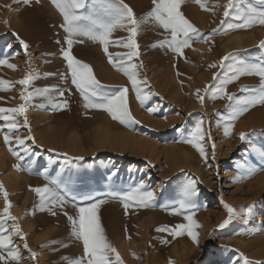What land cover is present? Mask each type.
<instances>
[{
	"label": "rangeland",
	"instance_id": "374dc122",
	"mask_svg": "<svg viewBox=\"0 0 264 264\" xmlns=\"http://www.w3.org/2000/svg\"><path fill=\"white\" fill-rule=\"evenodd\" d=\"M202 2L212 11L202 10L194 0H185L181 5L185 17L207 37L205 41L193 36L191 46L184 48L182 55L167 47H150L167 34L151 22L141 24L136 37L140 55L133 57L131 63L138 66L137 79L146 81L140 86L142 95L148 96L143 103L137 99L128 78L108 62L100 44L87 39L84 43H74L72 54L92 67L105 91L128 88V106L138 123L121 124L103 110L83 108L61 55V47L67 48L66 33L60 27L62 17L50 0H30L28 4L22 0H0V59L16 65V70L0 65V79L12 82L10 90H0V107L26 106L23 115L14 114L18 126L10 133L9 145L4 143L8 129L0 131V184L8 193L11 215L17 218L0 221V226L11 231L19 224L23 238L12 237V247L20 251L19 264H68L62 257L83 255L82 242L71 237L64 212L76 217L79 207L93 202L81 199L85 195L106 201L97 214L124 264H237L239 253L253 264L264 262V157L261 155L264 105L251 107L231 121L233 109L227 107L230 102L226 98H211L231 74L230 65L237 61L264 63V49L259 47L264 41V25L256 24L248 29L229 27L242 21L235 16L224 18L227 0ZM124 3L132 8L138 20L152 8L151 0H124ZM221 20L225 23L221 24ZM214 28L217 31L212 33ZM128 35L127 31L116 30L111 40L126 39ZM237 35L243 37L242 48L233 42ZM19 40L29 45L27 50ZM108 51L115 54L129 50L110 44ZM230 53L232 58L221 67L219 61ZM213 63L217 66L209 67ZM25 75L35 78L27 86L15 83ZM243 85L258 87L260 78L242 76L226 88L243 99L252 94L241 92ZM206 86H209L207 91ZM36 89L47 92L30 100L20 99L21 92L27 95ZM198 89L204 97L202 104L197 98ZM64 100L68 101V107L58 109L55 105ZM149 109L156 110L149 112ZM25 116L31 131L24 126ZM201 120L202 129L210 133V138L205 135L201 141L207 161L183 142L191 138ZM230 122L234 127L225 135L224 124ZM3 124L0 120V125ZM241 132L246 133L244 140L240 139ZM29 135L35 138V143L27 139L24 145L16 143V137ZM9 147L23 159L18 160ZM25 148L29 149L28 153ZM80 156L84 159H73ZM14 165H19V169ZM51 180L59 181V187L50 183ZM193 180L197 187L194 198L197 207L175 214L184 188ZM141 182L154 193L152 207L130 204L126 213L120 198L107 195L110 191L127 192ZM45 184L65 196L63 208L54 207L55 215L41 211L37 206L39 197L30 190V186ZM225 204L236 212L230 223L220 228L228 219ZM4 206L0 193V214ZM185 215H192L200 225L193 229L198 233V243L192 241L186 230L175 237L169 231H156L161 226L173 229L178 224H187ZM28 249L37 254L35 259ZM9 264L17 262L9 261Z\"/></svg>",
	"mask_w": 264,
	"mask_h": 264
},
{
	"label": "snow or ice",
	"instance_id": "6c2138e0",
	"mask_svg": "<svg viewBox=\"0 0 264 264\" xmlns=\"http://www.w3.org/2000/svg\"><path fill=\"white\" fill-rule=\"evenodd\" d=\"M14 2H20V0H14ZM23 3L28 4L30 0H22ZM39 2V0H37ZM51 4L56 8L62 17V23L60 27L66 33L65 43L67 48L61 47L62 58L66 61L68 72L71 75V83L75 86L79 92L80 97L83 101V108L89 109L94 108L103 110L108 115L121 124H128L134 121L130 112L128 101H127V87H118L115 92L105 91V86L96 79L92 67L77 59L72 54V47L74 43H84L85 39L92 43H98L103 47V51L108 58V62L112 67L125 75L131 83L132 89L136 93V97L141 103L148 98L147 95H142L141 85L145 84L146 81H140L137 79L138 66L135 63H131L132 58H138L140 55L139 44L137 43L136 37L140 32V26L142 23L151 22L154 26H158L164 30L167 34L161 41H157L150 45V47H167L171 51L177 54H183V49L190 47V42L193 36L197 38L207 40L206 36L197 29L183 14L180 10L181 5L185 0H151L152 8L148 11L141 20H138L133 12L132 8L124 3V0H50ZM195 3L199 4L201 9L204 11H212L208 8L202 0H194ZM10 7V6H7ZM215 7H219L216 5ZM213 14H215L213 12ZM224 18L229 16H235L236 19L241 20L242 23L236 25H229V27L236 29H248L256 24L264 25V0H227L224 5ZM7 24V21H5ZM221 24L225 23V20H221ZM116 30H124L129 33L125 39L123 37L112 41L111 37ZM217 31L216 28L212 29V33ZM79 38V39H78ZM17 39L18 35H17ZM19 43L28 49L29 45L19 40ZM60 43V41H56ZM110 44L115 46L128 49L126 53H109L108 49ZM11 47V45H8ZM260 48L264 49V41L259 45ZM28 55L27 51L25 52ZM232 58L230 53L224 56L219 61L221 67L224 66V62ZM127 61V62H125ZM0 65H6L8 68L16 70V65L8 62L7 59H0ZM142 67V64L140 65ZM216 63L209 65V67H216ZM231 74L223 80L222 85L216 88V91L211 94L213 100L227 99L230 103L227 107L233 109L231 121H235L251 107L258 104L264 105V63H243L235 62L229 66ZM242 76H258L260 78V85L258 87L243 85L241 86V92H250L251 95L245 96L243 99H238L234 93H229L226 86L230 83H234ZM35 76L25 75L23 79L16 81L21 85H29ZM62 78H66L63 76ZM217 77L214 74L213 79ZM12 82L0 79V90H10L9 85ZM209 86H206V91ZM199 89L197 90V98L203 103L204 97L199 95ZM47 92V89L41 90L36 89L35 92H29L25 95L24 92L20 93L21 100H30L34 95ZM64 92H60V96L63 97ZM234 102L235 107L233 105ZM49 103H53L49 100ZM58 109H64L68 107V101L64 100L59 104L55 105ZM156 109H149V112H154ZM26 112V106L24 104L13 108H2L0 107V120L4 121L3 125H0V131L3 128H7L8 132L4 133V143L10 144L12 139L10 133H13L17 129L18 122L16 115H23ZM203 121L201 120L195 126L191 134V138L184 140V143L190 144L200 156L207 161L206 150L202 146L201 141L205 139V135L210 138V133H205L202 129ZM24 126L30 129L29 121L27 117L24 118ZM234 127L233 123L224 124V134L229 135L231 128ZM246 133H240V139L244 140ZM25 139L31 140L35 143V138L29 135L27 138L16 137V143L18 145H24ZM215 145H213L214 151ZM9 151L12 152L16 158L23 159L18 152L14 151L9 147ZM25 153L29 152L28 148L24 149ZM51 151V149H49ZM36 155V154H34ZM264 157V153H261ZM67 156V154H65ZM75 160H83L82 156L74 157ZM53 161H50L52 163ZM70 162V161H69ZM15 168L19 169V165H14ZM45 177L47 178L46 172ZM239 179V178H237ZM50 183L59 187V181L51 180ZM30 190L39 197V204L37 205L41 211L47 210L50 214L55 215L56 212L53 210L54 207L59 206L63 208L65 204V196L59 194L53 188H50L47 184L42 187H31ZM0 193L4 197V208L2 214H0V221L12 220L16 221L17 218L11 215L10 209L12 207L11 202L8 200V193L4 189L3 184H0ZM108 196L120 198L127 213L130 204H135L137 207L148 208L154 206V193L147 189V186L141 182L135 188L127 192H115L110 191L107 193ZM197 195L196 181H190L183 191V198L178 202L179 207L174 209L175 214H182V212L195 209L194 198ZM83 200L93 201L86 207H79L77 216L73 217L64 212L70 223V235L73 239L81 241L83 245V255L76 258L62 257L63 260L67 261L68 264H124L117 252L116 248L112 245L105 230L102 227L100 217L98 216V210L102 204L106 201L99 199L95 196L85 195L81 197ZM167 207V206H165ZM225 209L228 212V219H225L220 225V228H224L228 225L235 214L236 210L225 204ZM251 216V212H249ZM187 224H178L173 229H169L167 226H161L156 231H169L174 237L182 235L186 230L187 235L192 239L194 243H198V233L193 231L194 228L200 227V225L192 218V215H185ZM13 235L21 236L23 233L19 224H15L14 228L9 231L6 227L0 226V262L3 264H9V261H15L19 264L21 259L19 248L12 247ZM167 243V241H163ZM54 243V242H53ZM42 247L44 245H41ZM67 246V245H65ZM24 247L27 249L28 244L25 241ZM31 258L35 259L36 253L31 252ZM238 251V250H237ZM6 253V255H5ZM114 256V260L112 257ZM239 261L243 264H253L243 253H239ZM239 261L237 264H239ZM255 264H264V262H255Z\"/></svg>",
	"mask_w": 264,
	"mask_h": 264
},
{
	"label": "bare ground",
	"instance_id": "6f19581e",
	"mask_svg": "<svg viewBox=\"0 0 264 264\" xmlns=\"http://www.w3.org/2000/svg\"><path fill=\"white\" fill-rule=\"evenodd\" d=\"M233 42L240 48L245 46L243 37L241 35H237L235 38H233Z\"/></svg>",
	"mask_w": 264,
	"mask_h": 264
}]
</instances>
